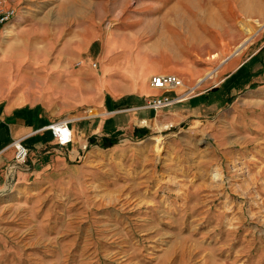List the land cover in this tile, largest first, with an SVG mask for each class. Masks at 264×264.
Returning <instances> with one entry per match:
<instances>
[{
  "label": "rangeland",
  "instance_id": "obj_1",
  "mask_svg": "<svg viewBox=\"0 0 264 264\" xmlns=\"http://www.w3.org/2000/svg\"><path fill=\"white\" fill-rule=\"evenodd\" d=\"M93 1L101 40L117 28L160 65L213 70L224 38L264 24V0ZM254 93L20 165L0 187V264H264V89Z\"/></svg>",
  "mask_w": 264,
  "mask_h": 264
},
{
  "label": "crops",
  "instance_id": "obj_2",
  "mask_svg": "<svg viewBox=\"0 0 264 264\" xmlns=\"http://www.w3.org/2000/svg\"><path fill=\"white\" fill-rule=\"evenodd\" d=\"M93 2L0 0V7L15 8L0 26V187L5 184L4 167L13 158L8 144L14 138L23 136L29 148L27 162L33 165L46 160L49 152L69 150V144L87 138L104 146L118 135L141 139L189 114L224 111L233 95L254 99V92L264 89V43L253 40L264 24L248 40V32L224 38L220 63L213 70L173 62L160 65L154 58L158 52L151 58L133 51V42L120 38L117 28L106 29L101 40V14H96ZM209 70L212 76L206 77ZM160 72L179 74L182 87H152L150 76ZM201 85L200 91L168 106H143L149 98L175 96L187 86ZM88 108L95 113L85 115ZM61 118H71L73 142L60 144L43 127Z\"/></svg>",
  "mask_w": 264,
  "mask_h": 264
},
{
  "label": "built area",
  "instance_id": "obj_3",
  "mask_svg": "<svg viewBox=\"0 0 264 264\" xmlns=\"http://www.w3.org/2000/svg\"><path fill=\"white\" fill-rule=\"evenodd\" d=\"M15 13V8L12 5H6L0 7V26L6 22L13 14ZM149 84L152 87L167 89L181 86L183 84L182 78L174 73V72H160L154 73L150 76ZM192 89V88H190ZM184 93H178L175 96H169L166 94L155 96L148 99L143 106L158 108L162 106H167L175 101L181 100L184 98ZM95 112H91L88 108V112L85 115L93 114ZM71 121V118H61L54 120L46 125L44 128H47L51 131L54 138L60 144H65L70 142L72 139V131L68 125V122ZM22 137H17L11 140L8 144L13 147V158L11 161L6 163L4 167L5 173V184L8 185L13 177L15 171L20 167V165H24L25 168H28L27 160H28V146L22 141Z\"/></svg>",
  "mask_w": 264,
  "mask_h": 264
},
{
  "label": "bare ground",
  "instance_id": "obj_4",
  "mask_svg": "<svg viewBox=\"0 0 264 264\" xmlns=\"http://www.w3.org/2000/svg\"><path fill=\"white\" fill-rule=\"evenodd\" d=\"M262 29H263V28H262ZM250 37H251V36H249V37L246 38L245 40H248ZM244 42H245V41H243L238 47H236L235 50H234L233 52H237L238 50H240L241 46L244 45ZM245 46H246V45H245ZM233 54H234V53H233ZM233 54H232V55H233ZM216 56H217V54H216L214 57H216ZM211 74H212V72L208 73V75H211ZM208 75H207V76H208ZM207 76H206V77H207ZM211 76H212V75H211ZM202 79H203V78H202ZM198 85H199V84H198ZM181 87H182V86H181ZM191 88H192V87H191ZM161 140H162V138L159 139V141H161ZM161 142H162V141H161ZM161 142H160V143H161ZM215 174L218 175L219 172H216Z\"/></svg>",
  "mask_w": 264,
  "mask_h": 264
},
{
  "label": "trees",
  "instance_id": "obj_5",
  "mask_svg": "<svg viewBox=\"0 0 264 264\" xmlns=\"http://www.w3.org/2000/svg\"><path fill=\"white\" fill-rule=\"evenodd\" d=\"M110 142H113V140H110ZM102 143H105L104 141Z\"/></svg>",
  "mask_w": 264,
  "mask_h": 264
}]
</instances>
